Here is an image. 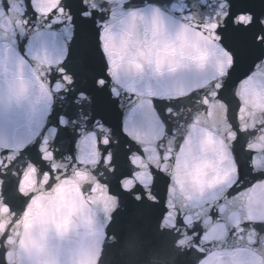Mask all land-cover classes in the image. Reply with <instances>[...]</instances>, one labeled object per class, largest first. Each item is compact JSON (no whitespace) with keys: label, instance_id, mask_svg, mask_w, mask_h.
<instances>
[{"label":"snow or ice","instance_id":"1","mask_svg":"<svg viewBox=\"0 0 264 264\" xmlns=\"http://www.w3.org/2000/svg\"><path fill=\"white\" fill-rule=\"evenodd\" d=\"M145 220L264 264V0H0V264Z\"/></svg>","mask_w":264,"mask_h":264}]
</instances>
